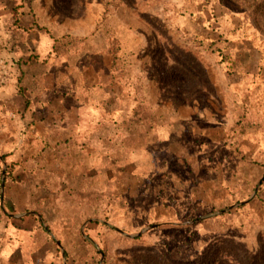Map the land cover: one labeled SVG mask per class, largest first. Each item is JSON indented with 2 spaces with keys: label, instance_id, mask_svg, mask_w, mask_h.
<instances>
[{
  "label": "rangeland",
  "instance_id": "1",
  "mask_svg": "<svg viewBox=\"0 0 264 264\" xmlns=\"http://www.w3.org/2000/svg\"><path fill=\"white\" fill-rule=\"evenodd\" d=\"M1 208L0 264H264V0H0Z\"/></svg>",
  "mask_w": 264,
  "mask_h": 264
},
{
  "label": "trees",
  "instance_id": "2",
  "mask_svg": "<svg viewBox=\"0 0 264 264\" xmlns=\"http://www.w3.org/2000/svg\"><path fill=\"white\" fill-rule=\"evenodd\" d=\"M110 50H112V57H116V50L117 46L112 44L110 46ZM151 110L145 105V102L141 99L137 100V103L132 107L130 111L129 117L125 118V125L130 126L131 123H143L149 121L151 118ZM0 212H3V208L0 209ZM81 235V234H80ZM83 239H85L84 235H81ZM86 252L84 256L80 257L78 264H98L100 257L102 254H106V252L102 250H98L90 241L86 240ZM232 253L228 248L224 250H220L218 255L215 256L213 259L206 261L204 264H228L229 258L232 256ZM65 257L68 259L70 264V254L65 252ZM234 259V257H232ZM240 264H243L242 261L239 260ZM232 264V263H231Z\"/></svg>",
  "mask_w": 264,
  "mask_h": 264
}]
</instances>
